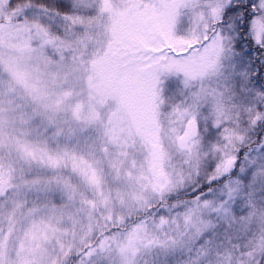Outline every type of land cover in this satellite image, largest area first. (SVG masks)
<instances>
[{"label":"snow or ice","instance_id":"1","mask_svg":"<svg viewBox=\"0 0 264 264\" xmlns=\"http://www.w3.org/2000/svg\"><path fill=\"white\" fill-rule=\"evenodd\" d=\"M0 264H264V0H0Z\"/></svg>","mask_w":264,"mask_h":264}]
</instances>
